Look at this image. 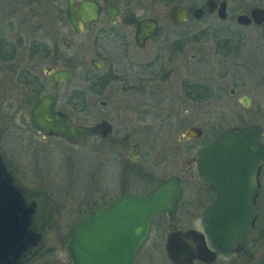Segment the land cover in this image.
Returning <instances> with one entry per match:
<instances>
[{
    "label": "flooded vegetation",
    "instance_id": "1",
    "mask_svg": "<svg viewBox=\"0 0 264 264\" xmlns=\"http://www.w3.org/2000/svg\"><path fill=\"white\" fill-rule=\"evenodd\" d=\"M58 1L60 0H0V73L3 72L2 68H4L5 72L13 80V85H16L15 87L18 88L19 86L27 90L24 95L17 96L13 95V93H10V95H2L0 93V121L3 119L2 114H4V117H7L6 124L12 126L10 123H12L16 116L20 115L26 129L33 132L40 139L56 138L62 140L53 136L44 137L34 131L28 126L27 117L29 108L34 101L42 94L50 93L49 87L51 81L47 78L48 73L57 69L72 72V81L69 85L63 82L59 83L52 110L67 115L70 122L75 125L84 124L75 123L72 119V112H87L91 119L90 124L87 126L104 122L109 126V132L106 136H91L86 140L84 146L91 144L88 152H90L92 157L97 158L95 168L100 172L101 170L106 172V180H103L99 186L91 188L94 190H90V198L92 201L89 202V208L81 213L78 211V217L75 218L71 225L68 224L70 229L82 215L106 206L122 194L142 195L152 190L161 181L169 177H175L178 180L180 199L175 206L174 220L170 221L166 214L158 213L153 216L150 227L153 225V222L159 219L163 220L166 225L174 227L179 221V215L184 214L185 216H182V218L184 219L185 217L187 226L173 228V230L166 234L165 240L167 235L172 232L183 233L188 230H194L202 233L203 226L201 217L205 208L215 199L218 202V209L219 207H223L224 209L230 208V201L232 200L231 192L233 191L231 185H245V182L241 180L232 183L226 177L222 179L223 175L218 172L214 179L215 188L210 187L196 170V159L198 155L201 153L203 147L219 133L233 126L247 124L260 126L261 133L258 137V143L264 147V124L262 122H247L240 119V122L233 125L226 123L227 125L222 128V124L220 123L221 119L219 118L208 125L209 130L204 126H187L173 142L176 150L181 148L180 152L183 151L176 164L170 162V168H175L173 172L161 177H156L155 173V175H147L146 173L144 180L151 181L149 186L144 188L142 192H138L140 190L138 188L128 189L127 187H121L117 192H109L110 187H107L109 184L108 180H112V182L114 181L118 185L120 182L125 184L127 176L141 179L140 173L137 171L140 166L139 164H141L140 161L146 154H148V157L155 154L157 141L161 136L159 132L162 133L164 131L163 124L160 122L159 125L161 127H157V117L162 116L161 119L164 121L163 116L171 115L173 112L169 111V113L164 112L165 114H161L162 111H157V103L155 101L150 100L149 103L144 104V101L141 102V96L145 100L147 96L152 99L154 95H165L164 91H160L158 88V83L168 84L169 91L167 92L172 93V95H180L179 97L183 101L192 100V96L199 98L197 102H203L204 100H209L215 94L219 96L225 93L230 98L235 99L239 95L237 102L244 109H247L250 104V98L246 95H264V88L262 87L264 74H259L255 85L250 86V88L244 81V78L247 77L244 74L248 70H251L246 65L249 62L248 60H250L247 55L250 52L255 53L256 59L254 61L259 68L261 61H264V54L262 53L264 51V20L258 25L252 21L247 25H241L236 22L237 16H249L253 8H260L263 11L264 8L257 6L246 7L240 3L231 5L230 0H225L226 17L220 20L217 18L215 12L207 13L205 11L204 3L206 0H201V5L191 9L184 8L179 3H174L185 9L189 13V18L192 17L191 12L195 8L202 9V17L197 22H204L205 18H209L212 21V23L198 29L195 34L197 38L193 41L197 42L198 46L200 45L197 56L191 54L186 59L192 63L197 61V65L200 66L201 75L195 81L188 76L187 61L184 60L189 38L186 37L183 28L180 26L185 23L179 26L172 25L173 27L169 29L157 27L151 36L145 39L142 45L139 46L135 40V25L123 24L119 19V14L110 22L102 11V0H90L96 3L100 7V10L96 20L86 30L83 29L81 22L76 19L75 29L68 25L64 15L66 0H63L62 11L56 10L54 13L55 18L51 16V20L55 23V20L60 21V18L63 19L66 27L65 32L59 37L56 36V38H53L50 44L48 41L45 42V36H49L45 33H50L49 31L54 32L55 29L49 28V24L47 25L45 23V20L49 17L44 9V4L52 5ZM80 1L73 0L75 3ZM134 1L136 0H115L114 3L118 10L127 9L133 13L136 22L141 19H148L136 17L135 11L129 5L130 2ZM215 1L219 2L220 0ZM19 10H23L29 19H36L37 22L30 28L10 27V25H13L12 17L15 15L14 13H18ZM8 22L10 25L7 24ZM2 25L8 26V31L14 30L12 37L4 36ZM161 31L166 33L161 35ZM81 38H84L83 42L86 43L87 48L84 43V45L82 44L83 47H79L78 50L86 51V56L79 57L78 54H70L69 52H62L58 49L59 45H63L64 48L76 49L73 39ZM210 38L213 41V48L211 51L206 52V50L201 48V44L204 41H209ZM158 40L162 41V43L158 48L155 47L151 50V45ZM21 48L25 49V60L21 59L23 56L20 52ZM246 51H248L247 54L245 53ZM210 58L213 59V65L211 66L209 64L211 67L206 71L204 64L210 62ZM45 61H52L54 65L58 63V66L45 69ZM73 61L78 62V66H80L78 68L82 72L80 78L84 83V87L81 89H71L76 73H78ZM259 68H257L258 71ZM225 81H227V86L220 87L219 84ZM173 86L177 87L176 94L172 91ZM77 92L82 94V107L81 105L79 106V102L76 100ZM135 95H137L136 98L134 97ZM129 99H135L133 100L134 110L132 105H130L132 101ZM14 102L16 106L12 108ZM245 103L247 106L244 105ZM165 126V129H170L171 127V125ZM190 127L200 130V138L182 139L184 131ZM5 129L7 128L5 127ZM147 131H151V136L147 139L148 144H145L147 140L142 143L138 136L141 135V132ZM62 141L65 142L64 140ZM183 146H186V148H183ZM142 147H148V151L146 150L142 154ZM1 159L6 170L13 178L14 183L18 185L15 176L8 170L9 167L4 162L2 156ZM263 174L264 165L260 167L257 175L259 192L254 198L256 216L253 222L252 234L247 241L245 249L239 254L244 253L246 250L255 234L256 228L261 227L264 229ZM186 187L193 188L196 191L195 194L190 197L186 195ZM22 191L25 207L29 210L28 229L39 237L35 246H29L22 253L23 258L20 259V264H26L37 256L42 245V236L45 227L51 223V220H54L52 212L57 211V209L53 210L48 205L38 203L25 190L22 189ZM92 192L95 194L99 192V194L97 196L92 195ZM112 193H115V195L109 198V194ZM263 229H261L262 232ZM69 231L67 236L65 235L64 243L68 240ZM205 243L209 248L206 240ZM143 244L137 251L133 264L136 262L138 252ZM165 257L167 259L166 254ZM219 257L224 256L217 254L214 260L208 264H214ZM167 261L169 262L168 259ZM169 264L171 263L169 262ZM192 264L207 263L192 261Z\"/></svg>",
    "mask_w": 264,
    "mask_h": 264
},
{
    "label": "water",
    "instance_id": "2",
    "mask_svg": "<svg viewBox=\"0 0 264 264\" xmlns=\"http://www.w3.org/2000/svg\"><path fill=\"white\" fill-rule=\"evenodd\" d=\"M115 0H102V11L111 22L119 14L125 25H135V40L141 46L158 27L155 19L135 21L127 9L118 10ZM225 0H206L207 13L215 12L218 19L226 17ZM100 7L90 1L78 3L66 0L64 15L68 25L76 28L75 19L83 29L96 20ZM203 11L191 12L194 20ZM166 17L173 26L187 22L189 13L177 4L169 6ZM251 19V20H250ZM264 20V11L253 8L249 16L239 15L236 22L258 25ZM99 68L98 66H96ZM50 93L39 96L29 108L28 126L44 137L53 136L65 142L84 146L91 136H106L109 126L102 122L92 126L75 125L67 115L54 112L52 107L58 85H69L72 72L57 69L48 73ZM247 106V104H244ZM261 128L256 124L233 126L219 133L207 143L196 159V170L210 187L220 172L232 183L244 181L245 185L232 184L230 208L219 207L215 199L202 213V233L194 230L172 232L167 235L164 251L171 264H192V261L210 263L215 256L241 253L253 230L256 216L254 198L259 192L257 175L264 165V147L258 143ZM198 128H187L182 139L200 138ZM22 189L14 183L0 156V264H20L22 253L35 246L38 236L29 227V210L25 207ZM180 199L178 180L169 177L142 195L122 194L104 207L82 215L71 227L65 244L69 264H133L135 255L144 243L151 220L158 213L174 220L175 206ZM207 241L209 248L206 246ZM250 264H264V247Z\"/></svg>",
    "mask_w": 264,
    "mask_h": 264
},
{
    "label": "rangeland",
    "instance_id": "3",
    "mask_svg": "<svg viewBox=\"0 0 264 264\" xmlns=\"http://www.w3.org/2000/svg\"><path fill=\"white\" fill-rule=\"evenodd\" d=\"M202 1L136 0L134 2H130L129 5L135 11L136 17L154 18L157 20L159 28L169 29L173 26L169 23L165 12L171 4L179 3L182 7L191 9L201 5ZM230 1L231 5L240 3L246 7L257 6L264 8V0ZM44 9L48 13L49 17L45 20V23L47 25L49 24V28L55 29L54 32L49 31L50 33H45L49 35L45 36V42L48 41V43L51 44L53 38H56V36L59 37L65 32L66 27L63 19L60 18V21L55 20V23L51 20V16L55 18L54 13L56 10L62 11L63 0H60L52 5L45 3ZM20 11L21 10H19L18 13H14L15 15L12 17V26L9 22L7 23L10 27L30 28L37 22L36 19H29L28 15L23 10L21 12ZM209 23H212L209 18H205L204 22H197L190 17L184 25L180 26L183 28V32L186 37L189 38L184 60H186L187 56L191 54L197 56L200 45L198 46V43L193 41L197 38L195 34L198 29ZM7 28L8 26L2 25V32L4 36L12 37L14 30L8 31ZM165 33L166 32L163 31L160 32L161 35ZM83 40L84 38L76 40L73 39L76 49L64 48L63 45H59L58 49L62 52L78 54L79 57L83 55L86 56V51L83 52V50H78L79 47H83L82 44L84 45L85 43ZM161 43L162 41L158 40L151 45L150 49L153 50L155 47L158 48ZM85 46L87 48L86 43ZM201 48L206 50V52L211 51L213 48V41L211 38L209 41H204V43L201 44ZM20 52L23 54L21 59L25 60V49L21 48ZM245 53L247 54L248 51ZM262 53L264 54V51ZM247 56L250 60H248L249 62L246 65L248 69L251 70H248L244 74L247 75V77L244 78V81L250 88V86L255 85V81L257 80L259 74H264V61H261V66L259 68L257 67V63L254 61L256 59L255 53L250 52ZM196 62L197 61H194L193 63L190 61L186 62L188 67V76L195 81L198 80L200 78L199 75H201L200 66L197 65ZM73 64L77 67L78 73H76L71 89H81L84 87V83L80 78L82 76V72L81 69L78 68L80 66H78L77 61H73ZM209 64L211 66L213 65L212 58H210V62L204 64L206 71L209 67H211ZM252 65H255L256 67H252ZM44 66L45 69H48L51 67H57L58 63L54 65L52 61H45ZM257 68H259V71ZM2 70L3 72L0 73V93H2V95H10V93H13V95L16 96L24 95L27 90L19 86L18 88L15 87L16 85H13V80L5 72L4 68H2ZM157 86L160 91H164L165 95H154L152 99L147 96L145 97V100H143L144 97L141 96V102L144 101V104H147L150 100H153L157 103V111H162L161 114H165L167 112L169 113V111H172L173 114L171 113V115L163 116L164 121L161 119L162 116L157 117V127L160 126V122L163 124L164 131H162V133L159 132L161 136L158 138L155 154L149 157L148 154H146L140 161L141 164H139L140 166L137 171H139L141 179L127 176L125 184L120 182L118 185L114 181L112 182V180H108L109 184L107 187H110L109 192H117L121 189V187H127L128 189L138 188L140 189L138 192H142L144 188L149 186L151 181L144 180V175L146 173L147 175L156 174V177H161L167 173L173 172L175 168H170V162L176 164L180 154L183 152H180L181 148L176 150L173 142L187 126H204L207 130H209L208 125L212 124L213 121H216L219 118L221 119L220 123L222 124V128L227 125L226 123H228V125H233L240 122V119L247 122H262L264 124V95H246L250 98V104L247 109H244L237 102V97H239V95H237L236 99L230 98L224 93L219 96L215 94V96L209 100H204L203 102L193 100L183 101L179 97L180 95H172V93L167 92L169 91L168 84L158 83ZM219 86H227V81L220 83ZM262 87L264 88V83ZM172 91L176 94L177 87L173 86ZM136 96L137 95L134 97L136 98ZM129 100L132 101L130 102V105H132L134 110L133 100L135 99ZM15 106L16 103L14 102V106H12V108H15ZM72 113V119L75 123L84 125L90 124L91 119L87 112ZM2 117L3 119L0 121V155L9 167H7L8 170L13 173L18 185L34 200L40 204L48 205L53 210L57 209V211L52 212L54 220H51V223L45 227L42 236V245L37 253V256L32 258L26 264H69L65 253L66 243H64L65 235L67 236L70 229L68 224L71 225L75 218L78 217L79 213L89 208V202L92 201L90 198V190H94L91 188L99 186L103 180H106V172L103 170L100 172L95 168L97 158L95 159L94 156L92 157L90 152H88L91 144L84 147H76L56 138L43 140L35 136L30 130L26 129L20 115L16 116L12 123L8 120L12 126L6 124L7 117H4V114H2ZM165 125H171V127L169 126L170 129H165ZM5 127L7 129H5ZM150 136L151 131H147L141 132V135H139L138 138L142 141V143H144ZM145 144H148V140ZM184 147L186 148V146H183V148ZM146 150L148 151V147H142V154ZM185 192L186 195L190 197L195 194L196 191L191 187H186ZM98 194L99 192L97 194L93 193L92 195L97 196ZM113 195H115V193L109 194V198ZM179 216V221L174 227L166 225V223L161 219L153 222V225L150 227L149 235L138 252V258L134 264H169L163 250L165 236L169 231L173 230V228H182L187 226L185 217L184 219L182 218V216L185 215L180 214ZM258 228L263 229L261 227ZM263 247L264 229L263 232L258 230L254 234L244 253L219 257L214 264H250L254 261L255 256L263 249Z\"/></svg>",
    "mask_w": 264,
    "mask_h": 264
},
{
    "label": "trees",
    "instance_id": "4",
    "mask_svg": "<svg viewBox=\"0 0 264 264\" xmlns=\"http://www.w3.org/2000/svg\"><path fill=\"white\" fill-rule=\"evenodd\" d=\"M82 94L81 93H76V100H77V102H79L78 104H79V106L81 105V101H83V97L81 96ZM191 99L193 100V101H198L199 100V98H197V96H192L191 97ZM81 107H82V105H81ZM261 231V229H259L258 227L256 228V230H255V233L257 232V231Z\"/></svg>",
    "mask_w": 264,
    "mask_h": 264
}]
</instances>
